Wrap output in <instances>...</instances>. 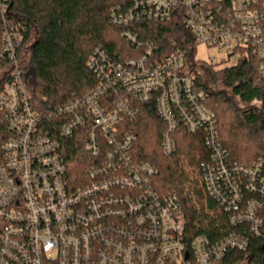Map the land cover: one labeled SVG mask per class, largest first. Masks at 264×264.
Listing matches in <instances>:
<instances>
[{
    "label": "built area",
    "instance_id": "obj_1",
    "mask_svg": "<svg viewBox=\"0 0 264 264\" xmlns=\"http://www.w3.org/2000/svg\"><path fill=\"white\" fill-rule=\"evenodd\" d=\"M11 3L0 0V116L11 133L0 147V264H225L234 251L245 252L234 264H254L251 246L264 251V156L230 161L209 93L184 68L188 50L159 59L154 42L127 29L134 55L114 61L97 48L90 58L103 77L93 93L37 112L18 58L24 26L9 15ZM115 18L126 26L178 19L234 64L255 59L264 79V0H136ZM134 101L155 104L167 155L179 126L204 133L211 160L200 163L202 178L216 210L227 213L229 233L190 236L179 195L157 191V168L134 160L137 134L120 129L136 117ZM55 120L57 129L43 124ZM77 134L88 181L73 188L62 140Z\"/></svg>",
    "mask_w": 264,
    "mask_h": 264
},
{
    "label": "trees",
    "instance_id": "obj_2",
    "mask_svg": "<svg viewBox=\"0 0 264 264\" xmlns=\"http://www.w3.org/2000/svg\"><path fill=\"white\" fill-rule=\"evenodd\" d=\"M11 1L9 15L24 26L18 58L25 72L29 100L37 112L46 113L93 93L103 77L91 68L90 58L97 48L114 61H124L134 55L132 43L124 35L129 29L139 40L154 42L159 59L164 60L179 49L188 50L184 68L209 93L207 106L218 120V134L230 161L252 164L264 156V79L255 59L240 60L218 70L210 67L212 78H219L245 105L238 108L232 97L213 90L204 78L207 65L192 59L196 37L178 19L165 23L136 20L131 26L117 24L115 17L134 10L136 0ZM2 32L0 20V38ZM133 104L138 110L136 117L124 119L120 129L137 134L132 149L134 160L157 168L153 184L156 190L179 195L190 236L205 233L216 240L229 233L233 227L226 220L227 213L216 210V202L205 190L200 163L211 160V150L206 146L204 133L192 134L184 125L179 126L172 134L175 152L167 155L161 146L166 124L159 119L155 104L142 101ZM58 123L59 120H55L43 124L56 127ZM10 134L6 120L0 116V147ZM79 135L62 140V154L69 169L68 181L73 188L88 181L89 158L81 154ZM261 216L264 218V206ZM2 227L0 221V236ZM251 249L253 263L264 264L263 248L252 245ZM244 256V251H234L224 263L234 264Z\"/></svg>",
    "mask_w": 264,
    "mask_h": 264
},
{
    "label": "rangeland",
    "instance_id": "obj_3",
    "mask_svg": "<svg viewBox=\"0 0 264 264\" xmlns=\"http://www.w3.org/2000/svg\"><path fill=\"white\" fill-rule=\"evenodd\" d=\"M192 59L201 64L207 65L208 70H205L204 78L209 81V84L213 90L219 92L222 91L224 93L226 92L228 96L233 98L234 104L237 105L238 108L245 107V105H243L238 98L233 96V91H231L229 87L225 86L219 78L216 80L212 78L213 71L210 69V67L218 70L224 68L225 66H231L234 64L233 59L228 57V51L226 49L220 51L216 47H210L204 43H197L194 48ZM255 104L259 105L258 103Z\"/></svg>",
    "mask_w": 264,
    "mask_h": 264
}]
</instances>
